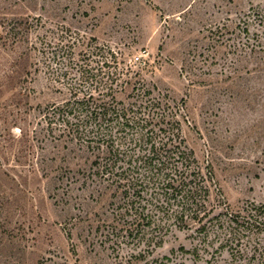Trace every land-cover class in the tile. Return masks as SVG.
Instances as JSON below:
<instances>
[{"label":"rangeland","instance_id":"obj_1","mask_svg":"<svg viewBox=\"0 0 264 264\" xmlns=\"http://www.w3.org/2000/svg\"><path fill=\"white\" fill-rule=\"evenodd\" d=\"M18 19L37 23L30 67L8 38ZM62 37L111 48L148 87L184 100L182 133L227 204H264V0H0V264H264V227L242 231L240 254L215 227L172 228L140 260L114 240L102 187L66 179L89 156L41 124L68 97L44 47Z\"/></svg>","mask_w":264,"mask_h":264},{"label":"trees","instance_id":"obj_2","mask_svg":"<svg viewBox=\"0 0 264 264\" xmlns=\"http://www.w3.org/2000/svg\"><path fill=\"white\" fill-rule=\"evenodd\" d=\"M14 22L8 38L23 48L19 59L30 67L35 43L28 39L37 23ZM91 41L62 37L54 47L51 41L44 46L52 49L50 76L64 81L56 91L65 90L68 97L45 106L43 131L71 154L90 158L88 170L69 169L66 179L102 187L111 208L103 227L115 241L131 244L137 260L160 246L172 228L205 235L212 227L221 229V245L242 253L240 234L264 227V204L232 209L211 166H201L182 133L183 123L191 125L184 100L148 87L116 52ZM211 188L218 192L214 199Z\"/></svg>","mask_w":264,"mask_h":264}]
</instances>
